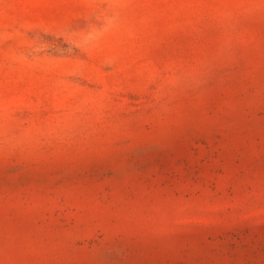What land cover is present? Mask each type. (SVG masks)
I'll use <instances>...</instances> for the list:
<instances>
[{
    "label": "rangeland",
    "instance_id": "rangeland-1",
    "mask_svg": "<svg viewBox=\"0 0 264 264\" xmlns=\"http://www.w3.org/2000/svg\"><path fill=\"white\" fill-rule=\"evenodd\" d=\"M0 264H264V0H0Z\"/></svg>",
    "mask_w": 264,
    "mask_h": 264
}]
</instances>
